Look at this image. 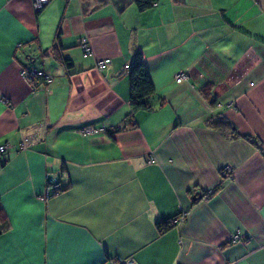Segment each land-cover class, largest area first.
I'll list each match as a JSON object with an SVG mask.
<instances>
[{
	"label": "crops",
	"instance_id": "crops-1",
	"mask_svg": "<svg viewBox=\"0 0 264 264\" xmlns=\"http://www.w3.org/2000/svg\"><path fill=\"white\" fill-rule=\"evenodd\" d=\"M136 49L151 108L121 126ZM0 144V264H264V0H0Z\"/></svg>",
	"mask_w": 264,
	"mask_h": 264
},
{
	"label": "trees",
	"instance_id": "trees-1",
	"mask_svg": "<svg viewBox=\"0 0 264 264\" xmlns=\"http://www.w3.org/2000/svg\"><path fill=\"white\" fill-rule=\"evenodd\" d=\"M137 9L143 10L149 6H151L155 0H132ZM40 9V8H39ZM38 9V10H39ZM56 43H53L52 45H55ZM51 48V47H49ZM46 51V50H45ZM66 63H69L67 59H64ZM24 66V65H23ZM26 67V66H25ZM127 80H128V102H129V107L130 110L129 112L125 115L122 125L124 126L128 120L132 121L133 120V115L136 111L138 110H148L151 108V103L149 101V96L153 93L154 88L153 84L151 81V78L145 68L144 65V60H143V53L139 50L136 49L127 65ZM41 81H44L41 78H38ZM38 79H32L31 81L38 80ZM210 85H205L203 87V94L205 97L208 98L210 103H214L215 99L213 97H210ZM208 123L218 129V130H224L227 127L230 129V134L232 136H238L239 133H237L234 128L232 127L231 123L223 116L218 114L215 118H210L208 120ZM108 127H106L107 130ZM110 129V128H109ZM108 129V131H109ZM112 130V129H110ZM242 136L245 139H249L247 134H242ZM48 182V181H47ZM219 187V184L214 186L211 189L212 191L217 190ZM195 191V189H194ZM194 191H189L190 192V201L193 202L199 197L192 198V194ZM209 191L207 189H199V193L201 195H206ZM52 192H48V195L51 194ZM180 213L175 214L174 216L167 217V218H162L158 219L155 221V227L158 232H162L171 225L175 223V219L178 218ZM1 232V231H0ZM231 240V239H230Z\"/></svg>",
	"mask_w": 264,
	"mask_h": 264
},
{
	"label": "built area",
	"instance_id": "built-area-1",
	"mask_svg": "<svg viewBox=\"0 0 264 264\" xmlns=\"http://www.w3.org/2000/svg\"><path fill=\"white\" fill-rule=\"evenodd\" d=\"M49 1L50 0H31V5H32L34 10H38L39 8L44 6L46 3H48ZM81 46H82L84 51L89 50L88 42L82 41ZM108 61H109V59L107 57H105V58L98 59L96 64L98 67H102ZM20 72L29 81H31L32 79H38V78H41L44 81H48L50 79V74L41 68L21 66ZM185 76H186L185 71L181 70L177 74L176 79L181 80V79L185 78ZM37 124H38L39 129H41L42 128L41 121H38ZM105 129L106 128H104L102 126L96 127L93 125H85V126H82L80 128V132L83 134H93V133H97L99 131H104ZM36 133H37V130H34L32 134H30V135L26 134L25 136H23V138L21 139V141L19 143V148L25 147L27 143H29L30 141H33L35 138H37ZM6 148H7V145L0 144V153L3 152ZM47 186L49 187L50 192H55L56 190H59L62 187L61 183H59V181L57 179L48 180ZM47 195H48V192L45 191L41 196L43 198H45V196H47ZM181 217H182V214H180L178 218H181ZM237 237H238V234L235 233V234L231 235V240H234ZM116 264H134V262L130 258H124V259L118 260L116 262Z\"/></svg>",
	"mask_w": 264,
	"mask_h": 264
},
{
	"label": "water",
	"instance_id": "water-1",
	"mask_svg": "<svg viewBox=\"0 0 264 264\" xmlns=\"http://www.w3.org/2000/svg\"><path fill=\"white\" fill-rule=\"evenodd\" d=\"M35 57L32 58V60H34ZM201 194L199 193V189H195L194 193L192 194V198H195V197H200Z\"/></svg>",
	"mask_w": 264,
	"mask_h": 264
},
{
	"label": "rangeland",
	"instance_id": "rangeland-1",
	"mask_svg": "<svg viewBox=\"0 0 264 264\" xmlns=\"http://www.w3.org/2000/svg\"><path fill=\"white\" fill-rule=\"evenodd\" d=\"M181 70H183V69H180V70H177L176 72H175V78H176V75L181 71Z\"/></svg>",
	"mask_w": 264,
	"mask_h": 264
},
{
	"label": "bare ground",
	"instance_id": "bare-ground-1",
	"mask_svg": "<svg viewBox=\"0 0 264 264\" xmlns=\"http://www.w3.org/2000/svg\"><path fill=\"white\" fill-rule=\"evenodd\" d=\"M177 76V75H176ZM176 79V78H175ZM177 80V79H176Z\"/></svg>",
	"mask_w": 264,
	"mask_h": 264
}]
</instances>
